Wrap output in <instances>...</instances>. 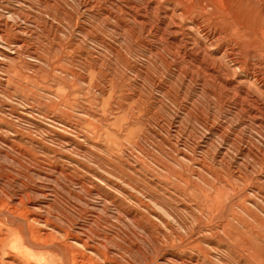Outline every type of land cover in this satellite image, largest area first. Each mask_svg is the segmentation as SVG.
<instances>
[{
    "label": "rangeland",
    "instance_id": "1",
    "mask_svg": "<svg viewBox=\"0 0 264 264\" xmlns=\"http://www.w3.org/2000/svg\"><path fill=\"white\" fill-rule=\"evenodd\" d=\"M0 264H264V0H0Z\"/></svg>",
    "mask_w": 264,
    "mask_h": 264
},
{
    "label": "bare ground",
    "instance_id": "2",
    "mask_svg": "<svg viewBox=\"0 0 264 264\" xmlns=\"http://www.w3.org/2000/svg\"><path fill=\"white\" fill-rule=\"evenodd\" d=\"M211 45V44H210ZM223 51V50H222ZM10 225V224H9ZM27 240V239H26ZM29 244V243H28Z\"/></svg>",
    "mask_w": 264,
    "mask_h": 264
}]
</instances>
